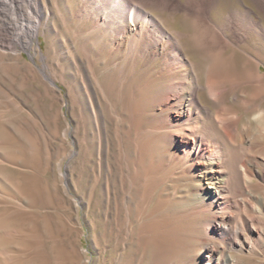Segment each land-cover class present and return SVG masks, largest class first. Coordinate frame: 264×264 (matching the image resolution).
Returning a JSON list of instances; mask_svg holds the SVG:
<instances>
[{"label":"rangeland","instance_id":"374dc122","mask_svg":"<svg viewBox=\"0 0 264 264\" xmlns=\"http://www.w3.org/2000/svg\"><path fill=\"white\" fill-rule=\"evenodd\" d=\"M43 1L52 24L39 35L46 60L0 47V264H197V205L153 105L155 69L97 59L77 0ZM244 1L264 23V0ZM150 9L170 30L189 32L190 45L207 34L198 49L187 44L199 58L200 46L215 43L207 30L245 6L154 0ZM253 35L249 45L262 47Z\"/></svg>","mask_w":264,"mask_h":264},{"label":"bare ground","instance_id":"6f19581e","mask_svg":"<svg viewBox=\"0 0 264 264\" xmlns=\"http://www.w3.org/2000/svg\"><path fill=\"white\" fill-rule=\"evenodd\" d=\"M241 1L244 10L229 14L219 30H207L215 43L200 46L197 58L185 40L189 32L170 30L150 9L154 0H77V17L91 32L97 59L104 53L132 70L141 63L155 69L153 105L197 205V264H264V23ZM44 5L43 0H0L3 50L16 47L45 59L39 35L52 24ZM17 9L27 20L15 19ZM199 33L190 37V47H197ZM253 34L262 47L249 45ZM46 66L42 72L57 85ZM86 79L92 85L91 75ZM5 160L0 150V180Z\"/></svg>","mask_w":264,"mask_h":264}]
</instances>
